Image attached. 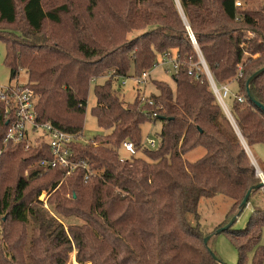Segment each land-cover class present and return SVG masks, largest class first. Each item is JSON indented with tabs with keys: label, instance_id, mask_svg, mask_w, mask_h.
<instances>
[{
	"label": "trees",
	"instance_id": "16d2710c",
	"mask_svg": "<svg viewBox=\"0 0 264 264\" xmlns=\"http://www.w3.org/2000/svg\"><path fill=\"white\" fill-rule=\"evenodd\" d=\"M241 1L238 7L236 0H178L180 10L176 0H0L10 78L28 75L27 84L0 91V264H68L74 246L78 264H221L205 238L261 190L241 207L261 181L232 123L250 149L264 145V73L249 87L262 107L247 91L248 79L264 68V0L255 8L247 6L253 0ZM190 33L217 88L237 86L232 121L201 70ZM165 53L177 58L176 90L158 81L144 103L139 95L125 104L116 81L151 71ZM103 76L108 79L95 86L92 115L110 133L93 143L83 137L85 114L92 80ZM25 88L34 93L38 123L78 136L73 157L87 169L67 176L68 168L42 165L52 159L46 143L28 151L4 143L15 116L14 92ZM157 121L159 144L150 148L142 126ZM126 141L138 155L122 161ZM198 148L205 153L187 162L185 154ZM104 187L112 201L102 216ZM43 190L56 194L57 215L84 224L66 226L52 215L40 200ZM217 196L238 201L239 208L210 234L201 230L199 207ZM252 213L244 229L234 223L223 232L238 249V264H247L254 250L253 264H264V208ZM135 226L148 237V251L135 244ZM137 240L147 246L142 234Z\"/></svg>",
	"mask_w": 264,
	"mask_h": 264
},
{
	"label": "rangeland",
	"instance_id": "374dc122",
	"mask_svg": "<svg viewBox=\"0 0 264 264\" xmlns=\"http://www.w3.org/2000/svg\"><path fill=\"white\" fill-rule=\"evenodd\" d=\"M260 1L261 0H253L247 2V6L252 8L258 7ZM177 5L178 8L180 9L181 7L178 1H177ZM5 57H6V45L4 41L0 40V91L1 90L4 91L10 87H15L17 85L27 84L28 75L26 71H21L16 79L11 80L10 78L11 72L6 67ZM158 62L161 63V61ZM149 72H150V77L148 78L146 85L140 87L141 88L140 90H138V88L130 78H119L116 81L115 89L117 90L120 99L124 101L125 104H134V102L136 101L139 95L142 97L145 94L146 97H149L151 96V94H155L157 92V89L154 85L155 83H158V81L165 82L167 85L170 86L172 90L174 91L176 90V85L172 78V75L174 73V67L172 63L167 65H159L158 67H154ZM107 77L103 76L97 80L95 79L92 80L88 95V105L85 114V123L83 129V137L85 141L92 140L93 143H98V141H96L95 139L103 138L104 136L110 133L105 129L99 128L96 118L92 115V109L96 105L95 86L105 83V81L108 79ZM125 80L127 81V83L126 85H123L122 83ZM229 92H230L229 96L224 99V103L229 108L230 111L233 103L234 95L237 93V86L235 83L229 85ZM145 101L146 100H143V103ZM59 108H62V105L60 103L57 104L56 110H58ZM226 116L232 121L233 117L231 115V112H230V116H228L227 114ZM74 117L77 120V117L76 116ZM232 125L241 141L242 146L246 149L251 164L254 166L256 170V176L261 181V175H259L257 171L262 172L261 167L264 164V145L262 144L255 145L254 147H252L253 149H250L246 144V142L244 141V138L240 134V131L238 130L236 125L234 123H232ZM161 130H162V123L160 121L144 123V125L142 126V140L144 141V143H146L147 139H154L159 144V139H160L159 136ZM204 153L205 150L203 148H198L192 152L186 153L184 158L187 162H194L197 159H199ZM120 155L122 159H128L131 157V155L122 147L120 148ZM137 155L138 153L136 154V156ZM55 196L56 194H54L53 192L51 193L50 191L47 190H43L40 196V200L43 201L45 208L48 209L52 215H55L58 219L64 221L66 226L68 225V223L79 224V225L84 224V221H82L81 219L69 218L67 219L68 220L67 221L64 220L61 216L57 215L56 212H58L60 209L58 207H56L55 209V207L52 205V200ZM111 201L112 200H111L110 188L104 187L99 201L100 204L99 213L101 212L102 216L109 213ZM238 204H239L238 201L235 202L233 199L223 196H217L213 199H203L199 207L201 213V220H200L201 230L210 234L215 232L216 229L219 228V226L224 223V221L228 220V218L233 216V214H235L236 211L238 212V208H239ZM255 207L264 208V189H261L258 195L254 196L251 199L250 205H248V207H246L243 210V212H241V214L237 217V220L234 225V229L240 230L245 228V226L249 223L252 217L253 214L252 212L254 211ZM139 233L142 234L146 239L147 241L146 247L141 246V244L137 240V234ZM133 238L135 244L139 249H142L144 251L149 250L150 241L146 236V234L143 231H141L137 226H135L133 230ZM246 240L247 238L239 239V242L241 244H244ZM254 242H255V236L253 243ZM209 245L211 246L212 250L219 258V260L221 261V264H238L239 262L238 249L236 245L233 243L228 233H221L219 235L214 236L211 239V241H209ZM260 246L262 247V251L264 253V226L261 228ZM77 253H78L77 248L76 246H74V251L69 255L68 264H78L76 260ZM254 254H255V250L249 251L247 253V259H248L247 264H253ZM87 264H93V263L89 262Z\"/></svg>",
	"mask_w": 264,
	"mask_h": 264
},
{
	"label": "built area",
	"instance_id": "2783aa9c",
	"mask_svg": "<svg viewBox=\"0 0 264 264\" xmlns=\"http://www.w3.org/2000/svg\"><path fill=\"white\" fill-rule=\"evenodd\" d=\"M242 5L243 3L241 0H236V6L241 7ZM190 39L199 53L200 65L202 67L201 70H203L208 76L213 91L220 105L223 107L226 114L230 116L229 108L224 103V99L227 98L230 93L228 87H223L220 89L217 88L209 73L205 61L203 60L200 54V51L197 46V41L192 33H190ZM160 61L161 63L158 62L157 64H155V67L172 63L174 70L177 68V58L171 53H165L163 56H161ZM149 77L150 72L146 71L143 72L140 76L130 77V79L134 82L138 90H140V87L146 85ZM126 83L127 81L125 80L122 84L126 85ZM141 99L142 101L146 100V97L143 96ZM34 105L35 99L32 90L25 88L21 91L14 92L13 109L15 112V116L5 136L4 143L6 145L10 143L14 146L23 144L25 146L26 151L30 150L34 146H40L43 143H46L52 153V159L49 161H43L42 165L50 168H56L58 166L68 168L67 176L71 175L77 168L87 169V164L85 162L76 161L73 157L71 146L75 142L77 143L78 136L62 132L61 130L56 129L50 123H38L37 113ZM149 117H156V113H153ZM79 141H82V139ZM146 143L149 145L150 148H155L157 145V141L154 139H147ZM123 148L131 156H134L137 153L134 145L129 141L123 143ZM121 160L123 161L125 159L121 158Z\"/></svg>",
	"mask_w": 264,
	"mask_h": 264
},
{
	"label": "water",
	"instance_id": "95a60500",
	"mask_svg": "<svg viewBox=\"0 0 264 264\" xmlns=\"http://www.w3.org/2000/svg\"><path fill=\"white\" fill-rule=\"evenodd\" d=\"M183 19H185L184 16H183ZM262 73H264V68L261 69V70H259V71H257L256 73H254V74L248 79V81H247L248 97H249V99H250L251 101H253V102H254L256 105H258L259 107H262V105H261L260 103H258V102L255 100V98L253 97V95H252V93H251L249 87H250V84H251L254 80H256V79H257ZM262 108L264 109V107H262ZM257 172H258V173L261 175V177H262L261 182H260L257 186L252 187V188L246 193V196L244 197V199H243V201H242V203H241V207H244L245 205H247L248 200H249V198H250L251 193H252L253 190L264 189V175H263L262 172H259V171H257ZM239 215H240V214H238L237 216H235V217H234V218H233V219H232V220H231L226 226L217 229V231H216L214 234H211V235H209L208 237H206L205 240H204L205 244H208V242H209L214 236L219 235V234H221V233L227 231L228 229H230V228L232 227V225L236 222L237 217H238ZM212 256H213V258H214L216 261H219V259H218L214 254H212Z\"/></svg>",
	"mask_w": 264,
	"mask_h": 264
},
{
	"label": "bare ground",
	"instance_id": "6f19581e",
	"mask_svg": "<svg viewBox=\"0 0 264 264\" xmlns=\"http://www.w3.org/2000/svg\"><path fill=\"white\" fill-rule=\"evenodd\" d=\"M247 147V146H246ZM260 175V174H259Z\"/></svg>",
	"mask_w": 264,
	"mask_h": 264
}]
</instances>
